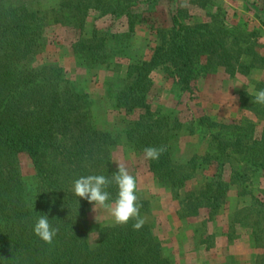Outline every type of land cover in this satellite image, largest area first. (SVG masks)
Here are the masks:
<instances>
[{
	"label": "rangeland",
	"instance_id": "1",
	"mask_svg": "<svg viewBox=\"0 0 264 264\" xmlns=\"http://www.w3.org/2000/svg\"><path fill=\"white\" fill-rule=\"evenodd\" d=\"M2 2L35 14L40 26L39 47L33 48L34 61L25 67L47 70L50 76H62L75 89L88 95L92 103L90 124L98 131L110 133L115 141L112 149L115 173L117 163H124L128 158L133 159L125 165L129 173L136 179L139 175L143 177L141 166H145L146 160L130 143L128 132L137 122L152 117H169L166 134L176 164H180L178 161L187 164L196 158L194 178L181 189L172 190L162 183L170 194L164 189L143 191L149 199H140L148 202L147 206L140 204L143 208L140 216L155 236L162 239V234L171 232L174 227H185L187 239L183 245L190 252H196L202 244L209 247V264H264V172L255 170L245 156L235 153L232 147H228L224 155L219 148L221 140L233 142L240 134L245 144L249 143L251 140L243 134L242 127L256 126V138L261 137L264 129V105L253 102L255 92L264 89V1L197 0L198 4L194 0ZM179 9L186 13V23L209 24L228 37L235 53L248 50L250 54L232 61L230 69L234 74H229L225 66H208L194 94L182 90L168 66L151 73L145 90L132 85L134 91L125 93L131 85L135 67L152 59L163 42V34L171 28L172 16ZM84 41L103 55V64L93 62L91 54L94 55V51L86 52L79 46ZM2 62L10 63L5 59ZM202 63L205 64V57ZM242 64L253 66L245 72ZM119 103H128V107L134 109L129 112ZM7 162L8 182H18L19 188L32 191L34 195L41 193L45 184L27 155H17L11 165ZM221 163L224 164L222 169ZM235 171L240 176L233 181ZM219 174L230 184L221 208L214 214L204 208L195 217H184L193 211L187 206L191 195L198 197L206 184ZM4 182L1 178L0 232L7 235L9 222L3 214L12 207V199H16L14 194L22 192L19 188L15 192L17 189H10V185L5 187ZM73 195L62 206L64 222H73L83 228L91 248L96 249L101 229L116 224L107 210L98 207L95 212L94 204ZM179 252V247L167 248L163 255L167 261L175 262L174 255ZM177 264L195 263L185 259Z\"/></svg>",
	"mask_w": 264,
	"mask_h": 264
},
{
	"label": "trees",
	"instance_id": "2",
	"mask_svg": "<svg viewBox=\"0 0 264 264\" xmlns=\"http://www.w3.org/2000/svg\"><path fill=\"white\" fill-rule=\"evenodd\" d=\"M194 3L198 4L197 0ZM184 14L179 9L172 16L171 28L163 34L162 44L150 61L135 67L125 93L134 91L132 85L145 90L151 73L168 66L182 90L194 94L208 66H225L229 74H234L230 69L232 61L250 54L248 50L235 53L222 32L209 24L186 23L188 18ZM39 27L35 14L28 9H14L0 0V181L4 179L5 187L10 185V189L18 191V182L7 180L5 165L6 161L11 165L17 155L25 154L45 184L38 195L19 188L22 194L16 193V199L11 198L14 203L9 212L3 214L10 231L7 235L0 232V264H168L162 243L146 223L140 230L133 229L135 220L127 225L105 226L99 233L98 247L92 249L83 228L64 222L62 206L74 194L72 188L76 179L87 175H104L111 179L115 173L112 168L115 141L110 133L98 131L90 124L92 103L87 94L75 89L62 76H50L47 70L25 67L34 61L33 48L39 47ZM79 46L86 52H95L91 54L95 64L104 63L103 55L97 53L96 47L92 49L88 41ZM204 57L205 64L202 63ZM4 59L10 63L5 65ZM21 62L24 65H20ZM241 66L248 72L253 65ZM128 103H119V106L132 110ZM169 120L163 115L139 121L128 132V139L143 155L147 147L163 146L166 150L159 159L145 158L146 165L163 184L179 190L194 178L197 163L196 158L187 164L173 161L166 134ZM204 122L202 119L201 123ZM241 130L251 141L245 144L241 134L233 142L221 140V152L224 155L228 147H232L235 153L243 154L255 170L264 172V129L260 138H256V126ZM220 166L224 168L223 163ZM239 176L235 171L232 180H238ZM107 190L114 200L117 186L113 183ZM229 190L230 184L222 174L217 175L198 197L191 195L187 206L193 211L183 216L195 217L204 208L214 214L225 202ZM139 203L148 205L147 201L139 200ZM42 214L59 228L51 245L33 231Z\"/></svg>",
	"mask_w": 264,
	"mask_h": 264
},
{
	"label": "clouds",
	"instance_id": "3",
	"mask_svg": "<svg viewBox=\"0 0 264 264\" xmlns=\"http://www.w3.org/2000/svg\"><path fill=\"white\" fill-rule=\"evenodd\" d=\"M253 102L264 105V89L255 92ZM165 150L163 146L160 148L147 147L144 149V156L148 160H158ZM117 165L118 170L111 179L104 175H87L76 179L73 186L74 194L94 204L95 212L98 207L107 210L113 218L114 224L127 225L130 221L135 220L132 225L133 229L140 230L145 221L140 216L141 205L137 195L139 190L137 179L129 173L123 163H117ZM113 183L118 189L114 200L111 199V194L107 190ZM96 220L98 222V216ZM33 231L44 243L51 245L58 235L59 228L54 227L48 216L42 214L34 224Z\"/></svg>",
	"mask_w": 264,
	"mask_h": 264
},
{
	"label": "crops",
	"instance_id": "4",
	"mask_svg": "<svg viewBox=\"0 0 264 264\" xmlns=\"http://www.w3.org/2000/svg\"><path fill=\"white\" fill-rule=\"evenodd\" d=\"M175 150V148H174ZM133 161V159H124V165L127 166V164ZM180 164H184L185 162L178 161ZM141 172L143 174V177L141 178L140 175L138 176L137 182H138V192L137 195L139 197V200L144 199L148 200V197H145V194L143 191L145 189L151 190V189H164L167 191V193H171V191L166 188L162 182L155 176L153 172L150 171L149 167L145 164V166H141ZM143 200V201H144ZM156 214V213H154ZM187 233V228L185 227H178L173 228L171 232H165L162 234V239L159 238V241L163 245V251H165L167 248L172 249L174 247H179L180 252L179 254L175 256V262L174 261H168L171 264H177L182 262V260H189L190 262H193L195 264H209L211 253L209 250V247L202 244L200 246V249L196 252H190L186 249L185 245H183L184 242H186L185 234ZM184 237H183V236ZM178 237V238H177ZM174 239V240H173ZM175 242V243H174ZM211 249V248H210Z\"/></svg>",
	"mask_w": 264,
	"mask_h": 264
}]
</instances>
